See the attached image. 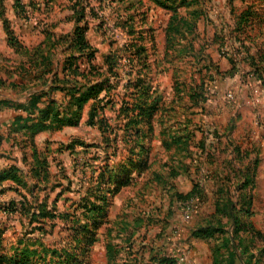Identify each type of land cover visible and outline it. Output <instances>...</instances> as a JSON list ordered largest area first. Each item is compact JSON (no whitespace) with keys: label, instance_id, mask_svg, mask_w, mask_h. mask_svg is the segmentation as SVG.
Returning a JSON list of instances; mask_svg holds the SVG:
<instances>
[{"label":"rangeland","instance_id":"374dc122","mask_svg":"<svg viewBox=\"0 0 264 264\" xmlns=\"http://www.w3.org/2000/svg\"><path fill=\"white\" fill-rule=\"evenodd\" d=\"M97 5L98 111L0 198L18 204L0 211V264H264V0H182L172 42L173 13L152 2L133 34Z\"/></svg>","mask_w":264,"mask_h":264},{"label":"crops","instance_id":"0c3cea01","mask_svg":"<svg viewBox=\"0 0 264 264\" xmlns=\"http://www.w3.org/2000/svg\"><path fill=\"white\" fill-rule=\"evenodd\" d=\"M91 1L97 5V0ZM137 1L140 0H114L112 4L123 10L119 12L117 8L114 19L124 18L127 14L125 7ZM141 1L144 10L151 2L159 6L153 0ZM21 2L31 11L27 18L20 14L16 0H0V198L10 190L21 188L22 181L33 179L32 169L36 167L37 158L46 157L49 164L48 152L52 146L68 148L72 141H78L73 138L67 143H57L49 137L61 132L69 133V129L79 126L85 113L89 116L90 111L88 102L77 123H64L60 128L38 126L50 124L49 120L40 118V112L52 99L60 105L61 117L66 116L63 110L70 98L71 82L80 86L83 80L68 68L70 57L78 55L77 48L69 43L74 36L77 19L70 0ZM149 14L150 10L148 18ZM92 20L89 18L86 38L97 49L95 62L98 65L99 49L89 35ZM115 23V28L126 33ZM9 31L19 40L22 48L17 50L10 44ZM77 63L84 67L82 59H78L75 65ZM9 171L18 177L15 181L4 177ZM20 188L19 191H22ZM4 204L0 202V205Z\"/></svg>","mask_w":264,"mask_h":264},{"label":"trees","instance_id":"16d2710c","mask_svg":"<svg viewBox=\"0 0 264 264\" xmlns=\"http://www.w3.org/2000/svg\"><path fill=\"white\" fill-rule=\"evenodd\" d=\"M72 5V9L75 12V16L77 19V25L76 29L74 32V36L71 38L69 43H71V47L77 48L78 55H72L70 64L68 66L69 70L74 73L76 76H80L81 79V85L79 86L77 82H71V87L69 88V93H70V98L68 99V103L65 104V109L63 110L65 113V117H61L62 112L59 109V104L56 102L55 99H52L50 103L41 110L40 112V118L43 121L49 120L50 124L46 125L42 123L41 125L39 124L38 126H48V127H55V128H60L64 123H77L79 118L81 117L82 110L85 106L86 103L89 102V100H94L95 98L98 97V91L103 88V83L100 82L101 84L98 83V71L101 72V69L98 67L96 64V53L97 49L93 47L89 41L86 38V31L88 29L89 25V18H98V5H94L91 0H70ZM108 1L111 4L114 2V0H97V3L100 2V6L105 2ZM157 5L160 7L169 9L172 11V16L169 20L168 28L166 30L167 34V41H173L176 36H181L184 37L183 35V26L181 23L187 22L186 17L180 14L179 9L182 5V0H153ZM16 5L18 7V10L20 14H22L23 17L27 18L29 17L30 13H28V9L26 6H24L21 2V0H16ZM144 5L142 1H137L136 4L132 3L128 6L125 7V11L127 14L124 15V18H119L115 25L118 27L122 28L127 34H133L136 30L137 26H134L135 24V19H142L143 24L147 22L148 15L147 13L149 12V8L143 9ZM252 5H249L247 9L240 15L238 16V19L241 18H249V15L251 13ZM30 10V9H29ZM102 26V25H101ZM100 26V27H101ZM186 28H188L186 26ZM192 27L190 26V30ZM153 32V30H152ZM9 41L12 46H14L17 50L19 48H22L19 40L14 36V34L9 31ZM247 55L249 56V48ZM139 56V55H138ZM107 58V57H105ZM78 59L83 60V65L84 67L81 68L79 63L75 65V62H77ZM109 60V59H108ZM105 81V80H104ZM89 84V85H88ZM99 84V85H98ZM99 87V88H98ZM66 89V88H65ZM98 108L93 106L90 108L89 111V119L95 118V114L97 113ZM148 114L147 111L143 113V115ZM139 121L136 120L134 123H131L134 127L136 125H139ZM134 131L138 133L139 131L134 128ZM34 133V132H33ZM32 133V135H33ZM255 166L258 163V160L256 159L254 161ZM48 161L47 158H37L36 159V167L33 168V179L36 177L42 178L41 174L44 172L45 174L49 171L47 169ZM242 173V183L239 186V188H244L247 185V181L250 179H253V176L255 175V169H252L248 166L244 168V170H241ZM5 178H11L15 180V178H18L13 174L12 171L5 172L4 174ZM38 178V179H39ZM23 185H28V183L22 181ZM35 186L30 188V191L34 193L35 191ZM181 196V195H180ZM195 197L200 198L199 193L196 191L191 192L190 194L184 196L183 201L186 200H191ZM20 204H22L23 208L25 209L26 204L23 203L25 200L23 196H21ZM249 204V202H247ZM18 205L16 201H12L9 204H6L4 207L3 205H0V211H13V207H16ZM18 208H14L16 210ZM250 207L245 208L246 213H250ZM243 210V209H241ZM31 212V211H28ZM35 214L33 213V216ZM198 230H194V236H197ZM165 261L175 264L174 259H169V257H163Z\"/></svg>","mask_w":264,"mask_h":264},{"label":"built area","instance_id":"2783aa9c","mask_svg":"<svg viewBox=\"0 0 264 264\" xmlns=\"http://www.w3.org/2000/svg\"><path fill=\"white\" fill-rule=\"evenodd\" d=\"M28 13H31L29 9H28ZM198 199H199L198 197H195V198H193L191 200H187L186 201V209H187L188 213H190L191 208L194 207V204L196 203V201ZM189 215L192 216L191 214H189Z\"/></svg>","mask_w":264,"mask_h":264}]
</instances>
